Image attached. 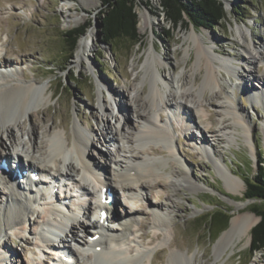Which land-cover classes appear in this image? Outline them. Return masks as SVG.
<instances>
[{"label": "rangeland", "instance_id": "374dc122", "mask_svg": "<svg viewBox=\"0 0 264 264\" xmlns=\"http://www.w3.org/2000/svg\"><path fill=\"white\" fill-rule=\"evenodd\" d=\"M225 2L228 19L215 29H197L185 24L172 29L162 15H156L160 0H138L139 26L142 28L139 29L144 36L143 43L132 44L122 40L106 44L102 41L99 24L102 0H0V63L7 65L0 67V76H6V71L16 70L18 73L15 76L20 80L49 86L45 94L48 97L46 102L31 105L30 112L21 117L20 122L11 123L13 134L21 137L23 145L31 150L27 133L31 130V124L35 123L38 145L45 141L47 148L37 147L29 151V155L34 154L32 156L37 163L54 172L53 169L61 168L62 165L52 166L51 162H47L48 158H44L42 153L52 146L48 138L54 133H62L64 144L67 142L66 137L75 139L77 123L94 138L95 145L88 147L89 155L93 160L100 161V167L104 170L101 172L107 179V171L116 164H112L102 154H109L110 151L115 153L120 145V140H109L106 136L107 116L112 127H118L120 132L126 116L129 135L125 139V149L120 157L122 162L118 166L125 165V156L132 160L149 157V163L160 168L163 177L159 179L164 180L166 186L148 189L146 195L132 201L128 200L118 181L112 183L111 188L117 191L118 218H123V209L136 210L138 214L136 223L128 233L125 249L128 248L131 255L141 248L155 253L154 264H169L167 256L172 250L188 253L198 261H211L210 264H264V250L251 253L252 232L247 243L245 240L229 247L216 259L214 247L223 231L215 238L213 232L219 226L211 225L213 232H210L207 226L196 223L215 205L232 216L238 204L248 203L240 211L256 216L257 224L260 217L252 209L263 204L259 200L245 198L247 183L244 178H253L258 172L259 160L264 158V95L261 94L264 91V60L253 62L251 59V52L255 48H264V0ZM235 9L240 13L235 14ZM142 14L149 18L150 23L147 25L140 23ZM89 22L92 26L87 32H93V38L88 40L91 50L83 59H79L76 52L70 58V53L64 50V32ZM194 31L201 38H196ZM199 43L209 57L215 58L216 75L223 85L222 89L219 84L212 89L204 88L205 69L198 63ZM148 56L150 60L156 58L160 63L148 69ZM5 59L10 62L6 63ZM225 62L232 66H227ZM251 72L258 78L251 81ZM154 73L159 74L161 82L158 85L164 91L165 100L170 93L174 94L173 97L169 96L170 99L175 98L169 104L162 103L156 108L160 124L167 126L172 135L174 153L170 152L166 141L152 138L137 141L134 137L145 123L136 115L137 106L147 108V111L153 109L150 94L155 85ZM15 76L7 75L6 78L12 80ZM2 78L0 81L5 80V77ZM245 80L250 82L249 87L245 86ZM182 83L184 88L191 87V90L181 89ZM183 92L184 99L192 102L186 106L180 105ZM112 93L120 100L122 114L112 108L108 95ZM104 105L110 113L105 112ZM181 111H184V115ZM187 115L191 123L187 121ZM224 120L229 128L220 130ZM195 121L205 130L208 144L199 139L200 132L195 127ZM212 127H216L215 132ZM0 131L2 135V128ZM6 136L0 138V146L7 140L3 146L8 148L10 141ZM214 151L216 155L212 153ZM23 157L24 161L29 159L28 156ZM215 159L219 160L218 166ZM227 166L234 175L239 176L238 183L245 191L243 195L229 191L223 174ZM75 168L77 176L81 173L77 163ZM178 170H187L201 189L195 190L183 182V186L174 191L169 183L171 179L175 180L173 174ZM69 182L76 183L75 179ZM88 187L95 192L91 183ZM137 192L134 194H141L142 190L137 189ZM87 194L92 197L91 192ZM51 195L52 191L47 196ZM149 200L160 203L157 211L163 212L168 231L154 227L156 218ZM84 201L87 200L84 198ZM97 216L92 213L90 217H81L90 229L89 232L78 226L81 230L79 233L86 239L94 232L89 224ZM41 217L42 214L38 217L30 214L26 216V236L11 232L2 235L4 239L0 246L6 243L5 249L13 250L11 258L5 251L6 264H40L39 259L44 264L52 262L53 254L47 251L50 249L42 246L34 234L42 227ZM68 233L65 242L79 248L77 242L72 241V234ZM143 233H148V237H143ZM155 234H160V237L153 239ZM34 241L38 242V246ZM85 252L81 254V261L83 264H92L95 255Z\"/></svg>", "mask_w": 264, "mask_h": 264}, {"label": "bare ground", "instance_id": "6f19581e", "mask_svg": "<svg viewBox=\"0 0 264 264\" xmlns=\"http://www.w3.org/2000/svg\"><path fill=\"white\" fill-rule=\"evenodd\" d=\"M142 16H143V20L140 23H143L144 25L150 23L149 18L145 14H142ZM194 33L196 35L195 36L196 38L197 37L201 38L199 37L198 33H196L195 31ZM92 38H93V32H86L82 37H80L76 49V53L79 59H83L84 57H86V54L91 50L88 40ZM197 45H198L197 46L198 63L200 67L205 69L204 88L212 89L219 84L221 85V89H222L223 85L222 83L219 82V79L217 78L216 75V67L214 65L215 58L213 59L209 57V55L204 50L202 45H200V43ZM254 50H255L254 52H251V59L253 60V62H261V60H264V48L263 49L255 48ZM148 57H149L147 61L149 66L148 69H150V66L153 65L157 66V63H160L158 59L154 58L150 60V56ZM6 59L5 62L9 63L10 61ZM226 65L232 66L231 63L230 64L227 63ZM158 71L160 70L158 69ZM16 73H18L16 72V70L12 71L11 74L8 76L9 77L15 76ZM158 75L159 74H155V73L153 74L155 85L153 88H151V94H150L153 104L152 108L155 110L152 109L151 111H147V108L146 109L143 107L138 108L137 106L136 115L139 119L143 120L145 123L142 124L141 129L138 130V132L135 134L134 137L137 139V141H140L142 138H152L161 141H166L168 143L170 152L174 153L175 150L173 149L174 147L171 144L172 135L168 130L167 126L160 124L156 108L160 107L162 103L169 104V102L174 100L175 98L170 99L169 96L172 97L174 96V94L170 93L165 100V96L163 94L164 91L162 92L161 88L158 85V83L161 82L160 77ZM250 75H251L250 77L251 81L252 79L258 78V76L254 75L252 72L250 73ZM22 76H24V74H22ZM0 77L1 78L5 77L4 81L3 80L0 81V130L1 128L3 130V134L0 135V138L1 139L5 138L3 136L7 135L6 139L10 141V145L8 148H5L3 146V144L6 145L7 140L3 142L1 141L2 143L0 146V158H9L13 154H16V156H18L19 162L23 167L24 165L22 164L23 162L22 157L23 155L26 157L28 156L29 159L26 160L27 161L26 164L24 163L25 167L26 168L33 167L34 169L40 170L48 180H50V178L47 177V175L50 174L53 175V178L57 177L60 179L61 178L75 179L77 187L83 190V194L85 195L86 193L91 192L92 197H89V195L87 194L86 195L87 197L84 196L85 200L87 201H83L82 203L74 201L71 203L72 206L74 205L77 208H81L84 210V212H90V210L92 209L93 210L97 209L99 211L98 207L102 206V201L100 197L102 188L111 187L112 183L116 181L120 183L121 189H123L128 194L131 193L132 195V198L130 199L131 201L132 199L142 198L144 195H146L147 193L146 191L148 189H154L159 185L166 186L164 180L159 179L160 177H163V175L159 172L160 168H157L154 165L150 164L149 157H143L141 159L134 158L132 160L127 156H125L126 157V160L124 161L125 165L121 167L118 166L120 165V162H122L120 158L121 152L125 149V139L129 135L128 133L129 125H128V121L126 120V116H125V122L123 123L122 126V132L119 131L118 127H117L118 130L112 127V125L110 124L109 116H107V135H106L107 138L109 140H120L119 143L120 145H118V147L115 149L114 151L115 153H112L110 151L109 154H105V155L104 153L102 154V156H105V158L110 160L112 164L113 163L116 164V166L113 164V166L109 168V172L107 171V173H109L107 179L103 176V173L101 172L104 170H102L103 168L100 167V161L93 160L89 155L90 151L88 150V147L89 145L91 146L95 145L94 138L90 136L88 130L79 127L77 123L75 124V127L77 128V136L75 137V139H70L66 137L67 142L64 144L61 136L63 134L54 133L50 138H48L52 142V146H49L50 150L45 149L46 151L42 153L44 154V158L45 157L48 158L47 162H51L53 164L52 166H54L55 164L56 167H59L60 165L57 166V164H61L62 167L60 166L61 168L53 169L54 172H51L50 170H48L49 168L47 169L46 166L44 167L41 166L39 163H37L34 160V157L32 156L34 154L29 155L30 154L29 151H31L32 149L34 151V149L37 147L38 148L43 147L44 149V147L47 146V144H45V141H41L42 145H38V135H36L37 127L35 123L31 124V130L29 129L30 131L27 133L29 137V142H31V146H30L31 150H29V147H25L26 145H23V143L20 141L21 137H17L13 134L11 123L13 121L15 123L20 122L21 117H23L24 115L30 112L31 105H37L38 103L40 104L42 101L46 102L48 97H46L45 94L49 89V86L48 84H39L36 81H27V80L23 81L18 79L17 76H15V78H12V80H8V78H6L7 75L5 76L3 74ZM183 84L184 83H182L180 86L181 89H185V91L191 90V87H189L188 89L184 88ZM167 85L170 86L171 84L167 83ZM249 85L250 82L249 81L246 82L245 80V86L249 87ZM175 93L177 94V91H175ZM217 94L218 93H216V95ZM261 94L264 95V91ZM188 95L189 93L187 94V96ZM113 97L115 98L116 103L120 101L118 97L115 96V94L113 95ZM184 98H185V93L183 92L180 98L182 99L180 105L186 106L189 103H192L191 101H187V99ZM103 108L106 113H110L106 105H104ZM125 108L126 107L123 106V110H125ZM182 113L184 115V111L183 112L181 111V114ZM124 114L126 115V113ZM210 118L213 120L212 115H210ZM188 120L190 121L189 123L192 122L189 116L187 118V121ZM195 127L200 132L199 139H201L203 142L205 141L208 144V141L206 140L205 130L202 127H200V124L196 121H195ZM215 128L216 127L214 128L212 127V131L215 132L216 131ZM228 128L229 125L226 122V120H224L222 122V126H220V130H226ZM212 153L216 155L215 151ZM215 162L217 163L218 166L219 160L215 159ZM76 163L79 165L81 172L77 176L74 173L75 169L77 168V166L75 168ZM50 169L52 168L50 167ZM223 174L226 179V184L229 191L233 194L243 195L245 191L243 187L240 185V183H238V179H240L239 176L234 175V173L231 171L230 168H228V166L226 169H224ZM173 175H174L173 177L176 178L175 180L171 179L169 184L171 185V187L174 188V191L178 190V188L180 186H183L184 183H187L190 187H192L195 190L201 189V187L198 186V184L194 181V179L189 175L187 170H178L174 172ZM87 180L90 181L95 191L98 192V197L96 196L94 197L93 191H90L88 189L89 184L86 182ZM137 189L142 190L141 194H134L137 192ZM30 191L32 192L34 191V189L29 190V192ZM51 191H53L51 186H48V188H46L45 195L38 193L37 190V193L33 196V194L30 193L28 195L21 194L15 188L13 189L7 187L6 184H4V188L0 187V196L2 198L0 199L1 201L0 202V242L1 241L3 242L4 239L2 235L8 234V232H11V234H15V235L16 233H19V235L21 236H26L25 233L27 230L24 226L26 222V216L30 214L32 216L35 215L36 217H38L39 215L42 214L41 217L42 222L44 225L47 226L52 224L51 217H53L56 221H59L58 218H60L61 223L65 224V229L62 231L63 232L67 231V233L70 232L72 234L71 237L73 241L85 247L88 246V249H86L85 251L91 253L93 256L95 255V259L92 260V264L93 262L95 264L96 263L97 264H154L153 257L155 253L152 254L151 251L141 248L138 250V252H136L135 255H131L130 252L127 251L128 248L125 249L124 247L126 246L127 243L126 241L128 239V233L131 232L130 230L132 229V226L137 221L138 214L136 210H126L125 213L123 214L124 216L122 215L123 218H118V215L116 214V210H115L114 212L115 215L114 213H111L110 217L107 218L106 226L104 225L105 222L104 224L101 223V217H99L98 222L96 221L89 224L90 227L92 225L94 228H96V233H98V237L93 241L91 239L87 240L84 236H82L79 233L81 230L78 229V226L81 227L83 230L88 229L87 224L83 222L84 220L82 221L81 219H79L76 214L66 215L64 213L66 212L65 211L66 209H64L63 207H66L67 205L60 203H59V207L56 205H52L51 201L54 200L53 195H51L53 199L47 196L51 194ZM45 198L50 199L49 201L51 203L49 202L47 203V201H45L43 203H47V204H43L40 206V203H38L39 202L38 199L42 200ZM247 205L248 203L237 205L238 206L237 211L233 212V215L230 218V224L228 228H226V230H224L221 236L218 238L214 247L216 259L220 258L222 254L229 247L236 246L238 243L240 242L242 243V241L244 242L245 240L247 243L250 240L252 229L257 222L256 221L257 217L254 216L252 213H248V212L242 213L240 211L241 208H245ZM149 206L152 209H154L153 214L154 217L156 218L154 222L155 225L154 227L164 228L166 231H168L169 229L168 223L165 219V216L162 214L163 212L157 211V209L160 207V203L152 202L149 200ZM58 208H62L63 211ZM70 209L68 210V213H71ZM93 210L91 212H93ZM62 216H65L64 219L61 218ZM71 219H73V222H69ZM116 223L118 224L117 226ZM165 230L164 232H166ZM34 234L36 235V240L38 239L41 244L43 243L42 245L45 246V248L47 247L48 249L52 250V248H50L51 247L50 243L45 242L46 234L44 233V229L41 231L36 230L34 231ZM142 236L147 238L148 233H143ZM159 237L160 234L153 235V239H157ZM27 240H30V238L27 237ZM34 244L38 246L37 241H34ZM5 246L6 243L5 245L0 246L3 247L2 248L3 253L0 252V264H6L5 251L10 255V258L12 257L13 250L9 248L5 249ZM53 247L56 248V246L54 245ZM85 251L79 252V251H73L72 249L69 250L70 255H72V259L75 260V264H83V262L81 261V254L86 253ZM162 251H164L163 248ZM167 260L169 264H210L211 262L209 261L208 263L207 260H206L207 262L205 261L202 262V260L198 261V259L193 258L192 256L188 255V253L187 254L183 253L180 250L177 251L172 250L168 254ZM39 263L44 264V262L41 259H39Z\"/></svg>", "mask_w": 264, "mask_h": 264}, {"label": "trees", "instance_id": "16d2710c", "mask_svg": "<svg viewBox=\"0 0 264 264\" xmlns=\"http://www.w3.org/2000/svg\"><path fill=\"white\" fill-rule=\"evenodd\" d=\"M138 0H102V11L99 16L103 43L110 44L127 40L132 44H142L144 36L139 29ZM156 15H162L172 29L185 24L195 28L215 29L228 19L225 0H160V8ZM234 13H240L237 9ZM92 26L85 23L79 27L64 32V50L70 53V58L76 52L80 37ZM257 174L251 178L246 176V199H256L263 204L253 207L252 211L260 217V221L252 229L251 253L264 250V158L260 160ZM231 215L215 205L214 209L203 214L196 220L198 225L207 226L210 232L211 225L218 229L213 232L215 238L224 231L230 222Z\"/></svg>", "mask_w": 264, "mask_h": 264}]
</instances>
